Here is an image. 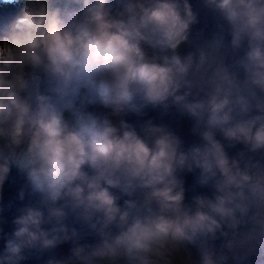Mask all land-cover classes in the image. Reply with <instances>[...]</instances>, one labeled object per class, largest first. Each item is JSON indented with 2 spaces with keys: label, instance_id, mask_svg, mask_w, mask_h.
Listing matches in <instances>:
<instances>
[{
  "label": "clouds",
  "instance_id": "clouds-1",
  "mask_svg": "<svg viewBox=\"0 0 264 264\" xmlns=\"http://www.w3.org/2000/svg\"><path fill=\"white\" fill-rule=\"evenodd\" d=\"M0 264H264V0H0Z\"/></svg>",
  "mask_w": 264,
  "mask_h": 264
}]
</instances>
